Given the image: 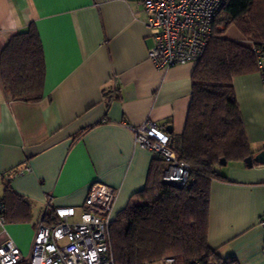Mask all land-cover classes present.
Wrapping results in <instances>:
<instances>
[{
	"label": "crops",
	"instance_id": "obj_1",
	"mask_svg": "<svg viewBox=\"0 0 264 264\" xmlns=\"http://www.w3.org/2000/svg\"><path fill=\"white\" fill-rule=\"evenodd\" d=\"M144 20L138 0H0V50L33 23L45 63L38 101L10 99L0 81V198L7 182L29 203L28 218L0 211V243L9 238L28 253L45 205L79 208L93 182L115 189L114 219L156 157L135 145L133 127L150 120L182 133L195 63L157 69ZM232 84L254 155L264 150V74ZM217 170L224 178L211 181L207 243L238 264H264V164Z\"/></svg>",
	"mask_w": 264,
	"mask_h": 264
},
{
	"label": "trees",
	"instance_id": "obj_2",
	"mask_svg": "<svg viewBox=\"0 0 264 264\" xmlns=\"http://www.w3.org/2000/svg\"><path fill=\"white\" fill-rule=\"evenodd\" d=\"M220 25L222 29H214L192 70L183 131L169 135L177 159L189 166L188 180L182 187L164 183L165 163L155 155L145 187L110 224L115 264H141L165 256H172L174 264H191L194 259L207 264L211 258L216 264H238L233 256L220 257L207 243L210 185L212 180L224 178L217 170L221 159L243 162L253 154L232 79L259 71L253 48L264 47V0H227L214 20L215 27ZM231 26L240 33L238 39L223 34ZM44 77L43 48L30 23L12 34L0 50L2 89L12 100L38 101ZM28 210V201L5 182L0 198L4 217L28 218ZM52 217L49 208L43 221Z\"/></svg>",
	"mask_w": 264,
	"mask_h": 264
},
{
	"label": "built area",
	"instance_id": "obj_3",
	"mask_svg": "<svg viewBox=\"0 0 264 264\" xmlns=\"http://www.w3.org/2000/svg\"><path fill=\"white\" fill-rule=\"evenodd\" d=\"M145 14V26L151 45L148 59L157 69L196 63L203 55L215 28L214 20L227 0H138ZM257 67L264 74V47L253 48ZM164 124L146 120L133 127L135 145L161 157L165 163L162 180L182 187L189 177L187 163L177 159L169 146L170 136ZM17 171L15 175L20 173ZM115 189L93 182L79 208L53 207V217L43 221L48 202L37 221L24 255L11 240L0 243V264H115L110 243L111 207ZM4 219L0 216V226ZM257 224L264 227V214ZM141 264H174L165 256ZM191 264H201L192 260ZM207 264H216L211 258Z\"/></svg>",
	"mask_w": 264,
	"mask_h": 264
},
{
	"label": "water",
	"instance_id": "obj_4",
	"mask_svg": "<svg viewBox=\"0 0 264 264\" xmlns=\"http://www.w3.org/2000/svg\"><path fill=\"white\" fill-rule=\"evenodd\" d=\"M165 129H166V132H167L168 134H170L171 131H172V128H171L170 125H167V126L165 127ZM243 163H244V165L247 166V167H251V166L253 165V163L264 164V150H260V151H258L257 153H255L254 155H249V156L245 157V158L243 159ZM225 164H226L225 159H221V160L219 161V165H225ZM168 184H169V183H168ZM169 185H170V184H169ZM171 185H172V184H171Z\"/></svg>",
	"mask_w": 264,
	"mask_h": 264
},
{
	"label": "rangeland",
	"instance_id": "obj_5",
	"mask_svg": "<svg viewBox=\"0 0 264 264\" xmlns=\"http://www.w3.org/2000/svg\"><path fill=\"white\" fill-rule=\"evenodd\" d=\"M222 25H220V29H222ZM227 38L231 39H238L240 37V33L234 28V27H228L227 30L223 33ZM219 169V167H218ZM221 169V168H220ZM141 198H139L140 201ZM27 254V253H26ZM24 254V255H26ZM167 255H170V253H167ZM159 259V258H158ZM157 260V259H154Z\"/></svg>",
	"mask_w": 264,
	"mask_h": 264
}]
</instances>
